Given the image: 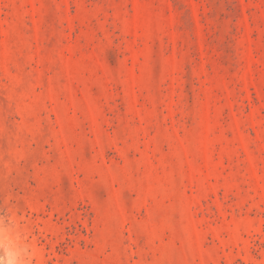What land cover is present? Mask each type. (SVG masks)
<instances>
[{"label": "rangeland", "instance_id": "obj_1", "mask_svg": "<svg viewBox=\"0 0 264 264\" xmlns=\"http://www.w3.org/2000/svg\"><path fill=\"white\" fill-rule=\"evenodd\" d=\"M0 241L264 264V0H0Z\"/></svg>", "mask_w": 264, "mask_h": 264}, {"label": "clouds", "instance_id": "obj_2", "mask_svg": "<svg viewBox=\"0 0 264 264\" xmlns=\"http://www.w3.org/2000/svg\"><path fill=\"white\" fill-rule=\"evenodd\" d=\"M21 251L33 255V252H29L28 249H22ZM17 255L18 251L14 246H5V243L0 241V264H18Z\"/></svg>", "mask_w": 264, "mask_h": 264}]
</instances>
